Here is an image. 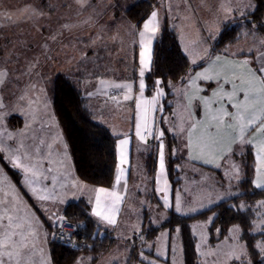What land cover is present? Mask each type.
Wrapping results in <instances>:
<instances>
[{
  "label": "crops",
  "instance_id": "0c3cea01",
  "mask_svg": "<svg viewBox=\"0 0 264 264\" xmlns=\"http://www.w3.org/2000/svg\"><path fill=\"white\" fill-rule=\"evenodd\" d=\"M250 2L252 5L246 10L238 0H158L135 34L131 25L124 31L115 30V40L109 42H113L115 49L118 46L127 49V54L133 53L129 62L137 57L136 80L112 76L81 81L83 93L93 101L97 114L118 137V169L111 188L88 187L78 178L55 116L32 115L31 122H23L17 131V153L10 160L21 171L22 191L31 201L21 200L23 221L20 223L17 214L0 210V264H53L50 230L55 225L50 216L55 217L56 211L61 212L63 207L82 197L89 201L91 215L103 231L115 232L116 242L97 262L106 255L111 256L114 264L122 256L130 262V239L138 232L139 214L144 217L138 203L146 198V191L155 192L157 203L167 214L171 209L176 210V191L168 176L164 132L177 137L178 157L183 158L179 164L182 185L178 199L187 203H180L178 207L187 212L178 213L192 215L189 211L194 207L206 210L218 203L219 190L208 179L223 176L225 172L238 180L241 167L232 158L237 151L252 149L253 185L264 190V50L245 51L239 42L223 52H214L224 27L241 23L255 10L254 0ZM185 14H188L187 20ZM193 19L194 24L190 25ZM165 22L178 34L192 68L185 83L174 89L170 116H163V89L156 88L149 96L145 82V74L152 66L154 45ZM192 31L198 35L190 36ZM89 40L98 42L94 37ZM117 58L120 57H114ZM31 86L38 91L46 90L40 75H35L26 88ZM111 91L116 92L115 97H111ZM11 116L15 113L4 117L8 120ZM151 130L155 131L154 138L144 140L143 134ZM154 143L158 149L157 170L154 185L150 187L147 159ZM183 167L199 173L200 178L186 173ZM192 198V201L186 200ZM134 212L137 216L133 221ZM208 222L193 223L196 236L194 226L198 223L203 224L208 236ZM133 223L135 226L129 230ZM161 233L144 254L159 264H171V233L168 248L160 251L163 257L157 250ZM230 233L239 239L238 227H233ZM143 263L148 264L144 260Z\"/></svg>",
  "mask_w": 264,
  "mask_h": 264
},
{
  "label": "trees",
  "instance_id": "16d2710c",
  "mask_svg": "<svg viewBox=\"0 0 264 264\" xmlns=\"http://www.w3.org/2000/svg\"><path fill=\"white\" fill-rule=\"evenodd\" d=\"M157 2L158 0H142L129 8L122 9L124 10L122 12L131 23L137 24L139 28L150 16ZM254 3L255 10L248 17L242 19L241 23L224 27L214 46V52H223L230 46L238 44L242 39L244 26L246 25L256 27L258 31L264 34V0H254ZM28 5H33L41 14L32 20L31 23L32 26L42 25L40 34L43 39H47L46 42L48 44L53 34H60L59 39L68 35L70 29L66 28L75 24V18L79 14V8L72 0H0V12L15 11ZM118 14H116V17ZM9 27L12 26L1 27L0 33L6 32ZM86 29L83 28L82 31L76 30L73 33L80 36L83 35ZM34 30L30 31L29 36L33 34ZM35 34L38 33L35 32ZM37 36L33 39L34 41L38 39L39 36ZM87 42L85 43L86 46L81 48V54L75 56L74 59L72 58L73 60L63 58L59 61V59L52 57L51 54V56L48 55L47 52L45 54L47 56L45 58L46 61L42 64L43 67L37 68L34 74L42 76L45 87L51 97L53 110L68 146L78 178L88 187L111 188L115 183L118 169V137L112 133L108 125L97 120L96 115L98 114L95 111L94 103L83 93L81 81L90 77L100 79L112 76H115L116 79L128 77L129 80H136L138 63L137 57L132 63L127 61L125 57L115 60L110 54L111 52H107L111 56L104 54L102 50L93 48V41L88 40ZM6 43L9 44L10 40L8 39ZM109 44L106 49L111 51L113 46L110 47ZM0 48L2 47L0 46ZM34 49H36L35 45L31 43L27 52L30 53ZM85 49H88V51ZM25 54L23 53L24 56H26ZM124 54L126 53L124 52ZM94 55H96V59ZM134 55H136V49L134 50ZM17 60L20 59L17 57ZM19 64V67H21V62ZM66 69L67 71H65ZM191 69L189 56L183 50L178 34L165 22L154 45L151 69L145 74L147 94L149 96L153 95L156 88L159 87L165 93L162 103L163 116L172 114L173 105L171 100L174 97V89L176 86L185 83ZM47 77L49 78V84H46ZM30 79L31 77L24 81L28 83ZM20 83H22L20 80L17 81L15 87H18ZM100 118L102 119V117ZM16 119H18V122H15ZM8 123L12 127H19L22 121L13 116L8 118ZM164 139L168 153V176L173 190L177 192L182 185L179 164L183 158L178 157L177 137L164 132ZM155 144H153L152 151L147 159V183L150 187L154 185V177L157 170L158 149ZM232 158L241 164L240 167L243 171L244 178L238 185L244 193L241 197L225 201L219 200L213 207L192 215H183L175 209H171L168 214V220L161 226H154L148 221V209L144 208L142 231L135 233L130 239L131 258L134 259L141 247V251H146L139 244L156 243L159 234L167 230L171 233V236L175 235L182 245L184 264H202V259L199 255V239L194 233L193 223L195 221H209V243L213 245L220 242L230 234L233 227H238L240 240L248 249V261L245 263L264 264L263 253L255 250L256 240L261 237L254 234L255 221L258 219V207L256 204L264 200V190H259L253 185L254 153L249 148L242 152L233 153ZM1 162L15 182L20 184L21 173L8 165L2 158ZM146 198L150 202L153 201V204L157 202L153 190L146 191ZM241 200L246 201L245 208L241 207ZM33 208L36 211L38 209L35 206ZM61 212L69 217L71 221L78 220L86 223V244L73 249L56 243L53 238L55 228L50 230L48 226L53 234L50 242L53 264H75L82 252H88L87 254L93 257L94 263H96L116 242L115 232H104L103 227L91 215V206L85 197L63 207ZM153 256L155 255L153 254ZM129 263L131 264L132 262L130 261ZM232 264H236V262L233 261Z\"/></svg>",
  "mask_w": 264,
  "mask_h": 264
},
{
  "label": "rangeland",
  "instance_id": "374dc122",
  "mask_svg": "<svg viewBox=\"0 0 264 264\" xmlns=\"http://www.w3.org/2000/svg\"><path fill=\"white\" fill-rule=\"evenodd\" d=\"M140 1L142 0H87L81 3L80 0H72V2L76 4L77 8H79V14H77L75 18V24H73L69 28H66L70 29V33L68 35H65L63 38L59 39L60 34H53L50 38L51 44H48V42H46L47 39H43V36L40 34L42 29L41 24L32 26V20L41 15L33 5L22 7V11L18 9L15 11L0 12V28L12 26L9 27L6 32L0 33V46L2 47L0 48V210L3 209L7 210L10 213L17 214V221L19 223L23 221L20 215L21 200H23L24 198L30 202V199L29 197H25L24 191H22L23 188L21 182L20 184H17L12 176L4 168L1 162V158L8 165L13 167L14 169H17L21 173V171L10 160V157H14L17 153L15 151V147L17 146L19 138L17 131H19L25 123L27 124L31 122L32 115L42 114L43 116L49 118L52 115L55 116L51 97L47 89L38 91L34 89L33 86L26 88L29 84V81L28 83H26V81L24 80H28L29 77H31L32 79L35 75H40L34 73L36 72L37 68L43 67L42 64L46 61L45 58L47 56L45 54H47V52L48 55L51 54L52 57L59 59V61L63 58L67 60H73V57L81 54V48H84L86 46L85 43H88L87 41L90 39V37H94L98 41L92 43L93 48L102 50L104 54H111L112 57H125L127 58L126 60L129 61V57L132 56L133 53L127 54V49H121L118 46H115L117 47L115 49L113 48V42L110 43L109 41L115 40V30L124 31L126 30L127 25H131L130 28L132 30V33L135 34V31L138 29L137 24L131 23L122 12L124 11L122 9L129 8L130 6ZM250 1L251 0H238V3L240 4V6H243L244 9L248 10L247 8H250V5H252ZM117 13L119 14L116 17ZM184 18L187 20L189 18L188 14H185ZM189 24L193 25L194 19L189 22ZM244 27L245 28L242 34L243 36L240 41L241 49L250 52H261L262 50H264V34L258 31V28L256 27L247 25ZM83 28H87L85 30L87 32H84L83 35L78 36L73 33L76 30L82 31ZM88 29L90 30L88 31ZM31 30H34V32L31 36H29ZM35 32L38 34H35ZM212 32L214 33V31ZM37 35L41 38H39ZM197 35L198 34L194 31L190 33V36L195 37ZM35 36H37L38 39L36 38L37 40L34 41L33 39H35ZM8 39L10 40L9 44L6 43ZM31 43H34L36 49L28 53L27 49L31 45ZM108 44L113 46H110L112 49L111 51L106 49L108 48ZM85 50L88 51V49ZM107 52L111 53L109 54ZM124 52L126 54H124ZM23 53H26V56H24ZM96 55H94L95 59ZM17 57L20 60H17ZM19 62H21V67H19ZM65 71H67V69ZM19 80L22 83L18 84V87H15L16 82ZM48 81L49 78L46 79V84H49ZM110 95L111 97H113L111 93ZM11 112L15 113L14 117L19 118L22 121L21 126L12 127L8 123V120H6L4 116L10 114ZM96 117L99 122L102 121L104 122V124L108 125L98 115H96ZM166 120L168 119L166 118ZM15 122H18V119H16ZM179 140L181 141L180 137ZM238 165L241 166L240 163H238ZM183 168L186 170V173L188 172L192 175H197L200 178L201 175L199 173L194 174L193 171L188 169L187 167ZM187 178L189 179L191 178V176L188 175ZM243 178V171L241 169V175L239 176L238 180L234 176L226 175V173L224 172L223 176L215 175V177L209 178L208 183L211 182V185L215 186L219 190V195L217 196V198L220 201H225L231 198L241 197L244 194L238 186ZM189 186L192 185L189 184ZM178 197L179 193L177 191L176 211L186 213V209H181L183 211H180L178 206L180 203L184 204L187 202H185L184 200L179 201ZM186 200L192 201L193 198L191 200ZM246 204L247 203L245 200L240 201L241 207L243 206L245 208ZM256 205L258 207V219L255 221L254 234L261 237L256 240L257 243L255 245V250L263 253L264 255V200L257 202ZM34 206L36 208L35 204ZM144 208L148 209V221H150L154 226H161L168 220L167 210L165 209V211L164 208L161 207L157 202L151 204L149 201L147 202L146 198H142V200H140L138 203L139 212L141 213L142 211H144ZM132 209H136V206L134 204ZM34 210L35 212H37L36 209ZM198 210L200 211L203 209H197L194 207L189 212L190 214H196L197 212H199ZM56 212V215H54L55 217H53V215L50 216L51 219H56L57 216L63 214L62 212ZM136 216L137 215H135L134 212L132 218L133 221L136 220ZM142 216L143 215L140 216L139 214V223L137 222L138 233H140L143 228L144 217ZM134 226V223L132 226L130 225L129 230H131V227ZM194 229L196 230L195 232L199 237V255L202 259V264H232L233 261L236 262V264H248V262L245 263L246 261H248V249L247 246L240 240V236L239 239H237L234 234L230 233L226 238L212 245L211 243H209L207 234H205L206 230H203L202 223H198L197 225H195ZM201 230H203V232ZM169 235L170 233L167 230L161 233L157 244V250L159 253L162 248H168ZM171 237V264H184L182 245L175 235ZM150 245L151 243L143 245L139 244V246H143V249L145 250L147 248L150 249ZM141 249L136 253L135 256L138 260L135 257L134 259L131 258V264H146L143 263L142 260L146 261L148 264H159L157 260L145 256L143 250L141 251ZM87 253L88 252H82L79 258L80 260L75 262V264H114L113 262H111L112 259L109 255L103 257L99 261V263H94L93 257L89 256ZM160 254L162 255V253ZM161 257H163V255ZM117 264L130 263L126 258L124 259V256H122Z\"/></svg>",
  "mask_w": 264,
  "mask_h": 264
},
{
  "label": "built area",
  "instance_id": "2783aa9c",
  "mask_svg": "<svg viewBox=\"0 0 264 264\" xmlns=\"http://www.w3.org/2000/svg\"><path fill=\"white\" fill-rule=\"evenodd\" d=\"M113 97L116 96L115 91H111ZM155 135V131L151 130L147 133H144L143 139L150 140L153 139ZM54 221V241L56 243L69 246L73 249L85 246L86 244V223L84 221H71L69 217L65 214H61L57 216Z\"/></svg>",
  "mask_w": 264,
  "mask_h": 264
},
{
  "label": "water",
  "instance_id": "95a60500",
  "mask_svg": "<svg viewBox=\"0 0 264 264\" xmlns=\"http://www.w3.org/2000/svg\"><path fill=\"white\" fill-rule=\"evenodd\" d=\"M76 246H77V247H79V245H78V244H77Z\"/></svg>",
  "mask_w": 264,
  "mask_h": 264
}]
</instances>
